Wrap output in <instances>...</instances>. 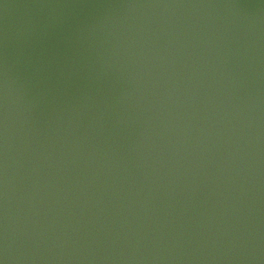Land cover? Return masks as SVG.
Here are the masks:
<instances>
[{
	"label": "water",
	"instance_id": "1",
	"mask_svg": "<svg viewBox=\"0 0 264 264\" xmlns=\"http://www.w3.org/2000/svg\"><path fill=\"white\" fill-rule=\"evenodd\" d=\"M5 257L264 264V0H0Z\"/></svg>",
	"mask_w": 264,
	"mask_h": 264
},
{
	"label": "clouds",
	"instance_id": "2",
	"mask_svg": "<svg viewBox=\"0 0 264 264\" xmlns=\"http://www.w3.org/2000/svg\"><path fill=\"white\" fill-rule=\"evenodd\" d=\"M5 96H7V76H5ZM0 264H7V258L0 259Z\"/></svg>",
	"mask_w": 264,
	"mask_h": 264
}]
</instances>
